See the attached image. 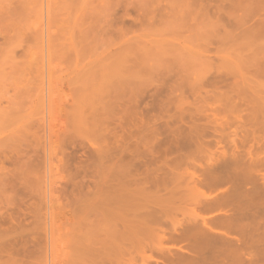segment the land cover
I'll return each instance as SVG.
<instances>
[{"label": "bare ground", "instance_id": "6f19581e", "mask_svg": "<svg viewBox=\"0 0 264 264\" xmlns=\"http://www.w3.org/2000/svg\"><path fill=\"white\" fill-rule=\"evenodd\" d=\"M164 1L160 0V3L161 2L164 3ZM215 1L216 2H213L211 0L210 1L209 0H166L165 1L166 6L164 5L166 8H164V6H162L163 8L161 6L160 7L158 6V8L156 9L158 10V12H159V9L160 10L161 8L163 9L162 12H159V17L162 18V19L160 18L159 19L162 23L164 22L165 17L168 16V14L166 13L169 12V10L172 8L176 7L180 10V13H183L178 16V19L176 18V21L174 22L176 25L173 23V20L170 21L169 17L165 19V21L169 20V22L166 21L168 24L164 22L165 24L163 23V25L164 26L169 25V27L172 28L170 29L173 31V33L175 32V30L177 33H179L181 30L182 31L186 30L187 31L186 34L188 33V35L186 37H183V39L186 40L187 46H183V43L181 41H178L177 39L169 38L168 33H164L165 31L161 32L163 30L160 31L158 29H155V31L157 32V34H159V37H160L158 41H153L152 43H149L150 41L149 42L147 41V44H141L140 46H137L136 49L131 48L130 50L125 51L122 54L119 61L114 62L112 64H101L97 66L96 73L94 74L98 75V78L91 81V85H93L92 87L93 92L87 96H84V98L81 99L80 103H83L85 105L82 108L80 107L79 110L76 111L77 113L75 114L76 123L74 125L77 124L76 125L77 127L75 128L76 130H78L77 131L79 135L78 138L80 137L81 142L78 146L74 147L73 145L72 149L74 151H77L78 149L81 153L80 157H83V160H84V161L82 160L83 162H81L83 163V165L79 167L80 168L79 171L81 173L78 172L79 175L81 174V177L78 182H74V179L68 181V183L71 186L70 189H72V191H74L75 189L77 191H80L79 194H81L83 189L88 190L89 189L88 184L92 183V191H91L90 197H92V200H95V203L93 204L89 213L86 212L85 215L83 216V219H86L87 221V223L85 224V228H89L88 230L90 231V235H89V240H86L88 241L87 243L89 244L88 250L81 251L83 248L78 250L79 252L78 256L80 258H81V253H82V258L85 257L87 253H89L86 256L87 259L85 258V260L87 261L92 259L94 256L97 258H100L101 256L104 258H109L108 256L110 255V252L112 251L113 256L115 254V256H118L120 259V256L122 257L124 253L128 254L131 251V248H133L135 243L138 244L139 242H141L143 245L141 243L139 244L144 247L145 244L143 243V241L141 240L139 241L140 237L143 236L142 235L143 233H141L143 231L144 232L148 231L146 232V234L148 233L146 238L150 236L152 232L155 233L151 235V238L153 236H156V238L153 237L152 240H154L153 241L154 243L157 241L155 243L157 245L156 248L158 250L155 248L157 251H160L158 247L159 243L167 239L170 241L180 240L181 242H186L185 246L187 249L191 251L193 250L194 252L199 254V257H196V260L183 261L178 264H208L209 261L210 263L211 261L215 262V259L219 260L221 257L229 256V255L232 256L233 261L237 262L243 255V251L245 249L253 253L251 246L255 244H257L254 247L256 253L264 255V92H263L264 85L259 84L258 82L255 81V79L258 77H264V0H215ZM209 2H213V3H209ZM211 4H213V9H215V13L213 9L211 10L212 8ZM193 6L194 7L196 6V9ZM208 10L211 11V13L213 11L212 17H211V13H209L210 16L208 15V12H209ZM124 11H126V8L123 10V12ZM153 13L151 12L149 13L150 17H152L151 14L153 15ZM123 14H126V13H123ZM154 14H155L154 17L157 18L156 17L157 14L156 13ZM126 16L128 15H125V16L123 15V17H126ZM145 18L148 21V18L147 17ZM146 19L144 23H146ZM150 19H153V18H149V20ZM159 19H157L156 21L157 24L159 22ZM198 19L203 20V21H206L205 19L209 20L208 22L206 21L209 25L208 26L209 28L206 30H203V29L200 30V28L197 27V24H199V21H200ZM140 21L137 20V22H140ZM142 22L140 24H142ZM171 22L173 23V26ZM133 23H136V20H133ZM156 23L154 21L153 26L156 27L155 25ZM148 25H150V23ZM169 27L166 26V30ZM159 28L161 29V27ZM171 30L169 33L172 32ZM189 41L192 43L191 45L189 44ZM213 45H214L213 49L218 50V52L223 49L225 51L230 52L232 54L230 61H233V65H230L228 67L225 66L224 68L219 67L216 69L209 67L204 72H202L200 77L198 76V79H201V81L199 80V82L204 83L203 85L201 84L202 85L200 87L201 89H203V87H206V86L211 88V90L204 89L203 91L204 96H202V98H204L207 95H210V99L212 102L211 103L207 102V108L206 106H202V107L203 109H206L208 112L210 111V113H211V110L213 111L212 112L213 114L211 113V118H209L210 116L207 117L209 113L206 110L205 111L201 110L200 107L198 106L199 109L201 110L200 114L198 112L199 114L198 116L199 118L201 117L206 118L208 120L206 124H214V125H211V127L213 128L217 127V129L222 128V130H224L222 131L220 129L222 133H227V132L229 133L231 130H233V129H226L228 127V124L230 123L229 121L233 122L232 124L233 127L232 126L231 127L236 128L235 130L237 131L235 130L234 132L231 131V135L230 134L228 135V137L230 136V138L226 136L228 133L224 134L225 138H228L227 143L231 139V141L228 144H226L228 145L227 146L228 149L226 146L221 144L222 143L221 142L222 133L220 132V130H217L216 128L214 129L209 128L210 125H208L209 127H206L210 131L212 130L210 133L211 135L214 134L213 136H211L210 134L207 133L208 134L207 137H209V135H210L209 137L210 139L211 137H213L212 138L213 142H212V139L210 140L209 138L206 137L207 134H205V132H207L208 130L204 128V132H203L202 129L195 128L196 123L194 122L196 121V118H194V115L192 114L189 115L188 113H186V117L188 116L187 118H189L186 122L188 121H191V122H189L188 126L184 127L185 129H183V127L181 129L180 128L181 126L186 125V122H184L183 119L185 117V112H188V111H183V112L179 111L175 113L176 115L175 114L172 115V117L175 116L176 118L169 117L168 121L171 120L173 123L174 121L176 122L175 124H173V127L174 125L177 124L178 121L181 124L182 122H184L185 124L184 123H183L184 125L180 124L179 127L175 126L173 130H169L170 135L167 134L169 136H166L167 139L170 137L166 143V145L168 146L167 150L174 151V150H179L182 148L185 149L187 146L189 147L191 145H195L198 147L204 146L205 148H207L206 150L210 152L208 161H213L212 163L215 166L211 164V162H209L210 164L207 163L209 167L206 165L205 167L207 168H203V167L193 164L190 161V159L187 158L189 156L185 157V155L182 156L181 154H179L178 156L174 157L172 161L170 160L169 162V160H167V165H165L166 160L163 161L165 162L164 165L167 166V169H166L167 173L163 172L164 167L163 168L157 167L154 170H152L153 174L148 173L147 170L143 171L144 175L141 177V173H142L140 172L141 168L142 167L145 168L146 165L153 163L155 158L157 157L156 154L160 147L157 144H159L160 137L158 138L157 128L152 129V130H145L147 128L146 127L147 125L144 127V129L142 128L143 123H141L142 122L141 117L143 115L142 114L143 112H140L138 110L142 109V108H139L140 106L139 101H141L144 97L142 96L143 94H141L142 92H140L139 89L142 88L144 90L145 85H149V88H151L153 85L150 86V84H154L156 86L157 84H155L154 83L155 81H153L154 76L158 78L159 80L161 79L163 80L162 77L164 76L163 75L164 71L160 73L161 72L160 69L163 70L164 67L162 68L160 66L165 64L164 66L168 65V67H170L173 63L177 61H180V65L182 66L181 62L185 59V55L188 56L189 54H195L197 57H199L200 55H204L205 58H208L209 50H210L209 48H212ZM216 45L218 46V48H216ZM164 46H168V48L163 49ZM4 51H6V49ZM7 51L4 52V53H7L5 54V57L2 56L5 58V60L3 59L5 63H6V60H8L6 59V57L8 58L10 57V55L14 54L10 52L11 50H9L10 53ZM12 57H14L13 60L16 59L15 55ZM0 59H1V56H0ZM3 60H1L2 64H4V62H2ZM8 62H11V59L10 61L8 60L7 63ZM15 63L16 61L14 62V64ZM8 65L10 66V64ZM184 65L185 64L183 63V66ZM176 66L178 68V73H179V70L181 69L180 70L181 72L179 73V75L186 73L182 69V67H179V65H175V67ZM172 71H174L173 65L172 67H170V69H168L169 75L171 73V75L177 76L176 74L178 73L174 71L176 73L175 74L174 72L172 73ZM182 71L184 72L182 73ZM233 72L238 73L239 74L238 77H235V75H232L231 73ZM0 74H2L1 71H0ZM173 76H170V77H173ZM165 81H168V79ZM149 82L151 83L149 84ZM162 82L164 83V81ZM135 83H138L139 85L136 84V86L134 87L132 84H135ZM167 84L164 86H167ZM41 85H39L40 88H41ZM137 85L139 86V88H137L138 87ZM219 85L226 86V89L224 90V92H221L222 94L220 95H219L220 93ZM133 88H137L135 89V91L139 90L138 93L141 94L139 95L143 97L139 101L135 100L136 97L135 99H132L134 97L132 96ZM161 88H158V90ZM190 89L192 90L191 87ZM158 90L156 89L157 92ZM41 91L42 90H40V92ZM135 91L133 90V92ZM156 91L155 93L157 94ZM200 91L195 90L194 94L196 95ZM148 93H150V91ZM161 94L162 93L160 92L159 95ZM199 95H201V92L199 93ZM1 96L2 98H5L3 97V95ZM2 98H0L1 99L0 103H2L0 104L1 105L0 107H6L3 104L5 103V100ZM31 99H32V96L31 98H29L30 103L32 102ZM221 99L224 100L223 105L225 102L229 105V109L225 107V105L224 107L223 105H221L222 104ZM15 100H17V98ZM17 102L20 103L17 100L16 104L14 102L13 107L11 106V104L7 103L9 107L7 106L6 109H4V111L3 110H1L2 112L0 111V127L4 126L3 128H5L6 124L7 126L11 125V127L6 126V128L2 130L3 134L4 132L7 133L5 130H7L8 128L14 131L17 125L23 124L21 122L24 119H22L20 115L22 114L23 116V112H20V109L18 108L19 104H17ZM158 102H156L157 104L154 102L155 103L154 104L152 101L151 106L154 108L155 105H158L157 108H159L160 103ZM165 102L166 100L162 103H165ZM203 103L204 105L206 104L205 101ZM14 105L15 106L17 105L16 107L17 109H19V112H20L19 115H17L18 111L16 113L17 109ZM222 107L223 109L225 108L224 112L228 111L227 113H230L233 115L232 117L230 115L229 118L227 117L228 118L227 119L226 116L224 114L222 115L221 113L222 117H220V119L222 121L220 123V121H218L220 115L219 116L217 115L219 114L218 112L220 111L217 110L218 111L217 112L216 109L219 108L220 110V108ZM162 109L164 108L162 107ZM6 110L11 111V113L9 112L10 115L8 111L6 112ZM41 111H43V109ZM202 111L206 112V114H204V112ZM13 112L16 113L17 116H19L18 119H16L17 116H15L16 117L15 119L17 121L19 120L20 122H16L15 119L13 118L14 119L13 123L12 124L9 123L8 125V122H10ZM177 113L179 114L177 115ZM168 116H171V115H168ZM216 116L218 117V119ZM222 118H225L226 120ZM232 118H233V121H232ZM202 119L200 121L204 123L203 120L205 119L203 120ZM138 121L140 122V124L137 125L135 122L139 123ZM14 124H15V127L13 126ZM206 124L204 123L203 125H206ZM219 124L221 125L223 124V125L221 126ZM235 124L237 126L234 127ZM229 125H231V123ZM25 126L26 125L24 126L22 125L21 126L22 129L20 127H17V129L19 128V130L20 129L21 130L18 131L16 129L15 130L16 132L14 131L13 134L15 133L17 135V132L22 133L23 127ZM218 126L220 128H218ZM246 126L248 128L250 127L251 129L250 128L249 129L251 131L248 130ZM244 127L246 130L242 129ZM118 130L119 132H122L123 134L121 135L117 134ZM126 131L127 133H125ZM148 131L151 132V136H149L151 140L149 139L148 136L147 137L149 140L145 139V137L143 136V133H147ZM158 131L161 132V129ZM246 131L248 133V136H246L243 141V139L241 138L245 134L247 135ZM29 132L30 131H28V133ZM77 132L75 133L77 134ZM240 132L243 133L241 135L242 137L238 135ZM21 133L20 135L18 133V135H19V138L22 139V137H20L22 136ZM249 133H250V136H249ZM15 134L12 137H14L17 141V139L19 138H16L18 135L15 137ZM6 136L7 134L4 137ZM4 137H2L0 140V151L2 150L5 151L7 147L9 146L7 144L11 143V140L9 143L8 142L9 140L6 141L7 139H5ZM203 137H204V141L202 139ZM206 138L209 140V142L205 141L207 140ZM132 140L134 142V145H131ZM161 141L162 140L160 138V142ZM13 142L15 141L13 140ZM13 142L12 144H10V146L14 145ZM207 143L210 146L214 147L212 148L213 150L211 148L208 149L209 146ZM22 144L23 143H21V145ZM129 146H133V149L130 150ZM28 147L30 146L28 145ZM13 150L14 149L12 148V151ZM192 150L194 151V149ZM210 150H212L213 153ZM74 151H72L73 152L72 153L70 150L71 154H75ZM188 151L186 150V152ZM144 152L146 153V155ZM3 153L4 152L2 151L1 154ZM7 156H8L7 158L8 159L10 158L11 160V155L10 156L7 155ZM148 156H151V159H149L150 157ZM212 156H216L218 158L217 161L220 160V163H218L219 161L218 162L216 161L215 157H214L215 160H212L213 159ZM226 156L229 158H227ZM16 157L14 155L13 158L15 159L11 160L14 163H16V165L13 164L14 166H17L16 161L20 160V159L16 160ZM145 157L148 158L149 161H147ZM3 160H0L1 164H3L1 162ZM187 162H191L192 164V168H191L192 170L189 169V171H192L190 181L192 180L191 182H193V184H195L194 182H197L198 184L197 185L195 184L196 186L195 185L191 186L190 184L191 182L188 184V181H186L189 179L188 175H184L188 179H186L185 177H183L182 179L184 178L186 179L184 180L188 185L187 190L190 193L187 192L186 190L185 191L189 193L188 195L190 197H194L193 193H196V191L198 192L196 194L198 195L201 194L202 196L201 195L199 196L201 197V199L199 200L197 199L198 201H196V197H194L195 201H193V198H191L192 200H187L184 198L187 195L185 194L186 192L184 190H182L184 192L180 191V193L181 192L184 193V195H182L183 196L182 198L184 199L181 198V201L178 202L179 199L176 200L177 199L176 198L172 201H176L174 202L176 204L182 201H184L182 203L189 201L188 204H191L190 207L187 205V202L185 203L187 209L188 208L191 209L192 207L194 209H191L192 211L190 212H193V213L190 214L191 217L188 218V214L186 213L187 209L184 210L185 207L184 206H183L184 208L181 207L183 204L180 203L182 204L180 207L182 208V211H184L183 217L185 215L187 218L181 217L182 214H180L181 216L179 215V217H181L182 219L180 220L178 219L179 221L176 220L177 213H176V216H175V213H172L174 212L173 208L174 207L177 208V205L170 201L171 203H173L171 204L173 205L171 209L172 212H171V210L169 209L171 207L170 206L167 207L168 203L166 205L164 203L162 204L163 206L162 209L164 208H166L167 210L169 209V211L172 214H174V217L173 218L171 217L172 219L170 220L172 222L171 233L168 232L170 235H168L169 237L166 238L167 236V235L165 236L166 231L164 232L160 226L161 218H159V215L161 214L162 210L152 208L153 204H151V202H153L154 200L152 198L151 199L148 198V197L157 196L156 194L157 192L156 193L154 192V195L152 192V196H151L149 195L148 191L151 189L150 190V194H151L152 188H154L155 186L156 187L159 186L157 189L161 188L158 191L160 194L163 193L161 192L162 189L163 191L167 190L166 192H164V193H167L165 194L166 197H164L163 195L164 193L162 194L163 196L161 195L162 197H164L162 201L169 200V199L171 200L172 197L175 198L177 196H180L181 195L180 193L178 195V190L180 189L176 190L178 186L177 187L175 186V189L173 190L177 192L176 196L174 195L175 196L174 197L173 194L175 193H173L172 195L170 194L171 196H169L170 198L168 197L169 199H166L169 193L172 192V188H174V185H175V184L173 185L174 180L176 176H178V175L173 176L174 173H176V171L174 172L175 170L174 168H178L179 169L178 171H181L179 168L180 166L179 164H183V163L186 164ZM18 163L21 164V161ZM216 163H218L219 165H217ZM210 165H212V167H210ZM61 166H62V163H61ZM63 167L64 169H66L65 167H68V164L65 163ZM182 170L184 171V168ZM186 170L187 172H189L188 169ZM194 170H195V173H194ZM196 170L197 171L199 170L198 174H196ZM18 171H19V168H18ZM159 173L161 175H159ZM168 174L170 177L166 176ZM195 174L197 176H195ZM0 176L4 180H6V181L2 180L0 182L1 183L0 188L4 186L5 182L11 184L10 182L7 181L6 175L0 174ZM182 176H183V173H182ZM166 177H169V178L172 177L170 180H172L173 182L167 181L169 178H166ZM19 178L20 177L17 178V182L18 180L19 181L21 180V178L20 179ZM161 178H165L166 180H163V179L161 180ZM179 179H181V177L176 178L177 181H179ZM182 179L180 180V182L184 181ZM258 180H260L261 182L258 183ZM22 181H23V178H22ZM161 181L164 182L165 184L164 185L161 184ZM6 183L5 185H8ZM19 184L22 185L21 183ZM151 184L154 185V186H151L152 188H150L149 186ZM166 184L173 185V187L170 188L171 190ZM160 185H163L164 187L163 186L160 187ZM35 187L38 188L39 185L38 186L35 185ZM156 187L154 189H156ZM199 187L205 188L204 190H206V192H209V193L207 194L204 193L201 190L202 188L200 189ZM221 187H223L224 189L221 190L219 194H214V195L211 194L212 193L211 190H213V188H221ZM191 188L192 189L199 188V191L198 190L195 191V189L192 190ZM154 189L153 191H155ZM168 190H170L171 192ZM200 190L201 192H203V194L200 192ZM42 191L45 192V189L43 188ZM192 191L193 193H191ZM87 192H89V190ZM159 193H158V196L160 195ZM146 194H148L149 196H146L148 201L147 199L144 200L146 202L145 203L143 199H140V198H144ZM88 196L89 195H87L86 197ZM137 196L138 197L140 196V198L138 199ZM162 197L160 196L155 197V199L159 198L160 200V198ZM186 198L190 199L189 197H186ZM42 199L45 200L44 197ZM134 200H135V203L133 204ZM136 200L137 201L140 200L139 203L141 204L144 203L142 204L144 206L138 207L137 206L138 203L136 204ZM159 200L157 201L160 202ZM1 202L4 203V201H1ZM5 202L7 203V201ZM147 202H150V203L148 204ZM145 204L148 206L150 204L151 205L150 207H147ZM192 204H194V206ZM8 205L12 206L11 204H8ZM178 209H179V206H178ZM190 209L187 210L188 213H190L189 212ZM194 211H197V212H194ZM36 212L32 211V213H35V214ZM198 212L200 213V215H203V216H200ZM35 214H33V216ZM89 214H92L94 221H88ZM165 214L162 213L160 217H162V215L165 216ZM34 221H38L39 223V219L37 220L34 219ZM5 223H7V220L4 219V217H2L1 223H0V264H22V262L26 259V257L29 254L27 253V251L24 250L25 247H27L26 246L27 243L23 241V246L19 247L20 250L22 249L21 259L17 257L19 253H18V250L15 249V246L17 244V241L19 243L20 238L22 240L24 231L18 232L19 223L10 224V225H7L6 227L4 226ZM149 232H151L150 235H149ZM143 238H145V236H143L141 239ZM21 243L22 242H20V244ZM18 245L19 244H17V248H18ZM76 246H78L76 247V249L79 248V245H76ZM142 246L140 247L142 248ZM140 247L138 246L139 250H140ZM171 249H174V248H171ZM171 249L165 248L167 252H170ZM176 250L180 252H184L181 248H177ZM28 251H29V247H28ZM134 251L136 250L134 249ZM129 254L131 255V252ZM252 257H254V255H251V257L247 259L248 262L252 260L251 259ZM76 262H79V261H76ZM216 264H222V263L220 262Z\"/></svg>", "mask_w": 264, "mask_h": 264}, {"label": "rangeland", "instance_id": "374dc122", "mask_svg": "<svg viewBox=\"0 0 264 264\" xmlns=\"http://www.w3.org/2000/svg\"><path fill=\"white\" fill-rule=\"evenodd\" d=\"M165 1L164 3L163 2L160 3V0H0V56H1L0 71L2 73L0 74V98H2L1 95L5 97L2 99L5 100V103L3 104L6 107L7 106L9 107L7 103L11 104V106L13 107L14 102L15 104L17 100L20 102V103L17 102V104H19L18 108L20 109V112H23V116L22 114L20 115L22 119H24L21 122L23 124H20V125L21 126L26 125L25 127H23L22 133L17 132V135L18 133L19 135L20 133L22 134V136H20L22 137V139L19 138V135L17 136L14 133L15 137L17 136L16 138H19L21 140L20 141L19 139H17L18 142L12 136H14L13 132L17 129V127H20L22 129L20 125H17L14 131L8 128L7 130L9 131L5 130L7 133L4 132V134L2 130L6 128L7 124L4 123L6 124L5 128H3L4 126L0 127V135L4 137L7 134V136L4 137L5 139H7L6 141L9 140L8 142L10 143V140H11L10 144H12L13 140L15 141L13 142L14 145L10 146V144H7L9 146L7 147L5 151L2 150L4 152L3 154H1L2 151H0V160H3V159L6 160V158L8 157L7 155L9 156L11 155V160L15 159L13 158L14 155L15 157L17 156L16 160L20 159L19 161H16L17 166L13 165V164L16 165V163L11 161L10 158L9 159L7 158L6 161L4 160L1 161L3 164L0 163V174L6 175L7 181L11 183L9 184L5 182L8 185H5L4 183V186L0 188V223H1V218L4 217V219L7 220V223L4 224L5 227L10 224L19 223L18 232L24 231L22 240L20 238L19 243L17 241V244H19L18 248L23 246V241L27 243V245L25 244L27 247H25L24 250L27 251V253L29 254L26 257V259L22 262V264H78V263L83 264L84 262H85L84 264H178L183 261L196 260V257H199L198 253L186 248L185 246L186 242H181L180 240H177V241H170L167 239L163 240L161 243H159V246H158L160 251H157L158 250L156 248L157 245L155 244L157 241L154 243L153 242L154 240H152L153 237L156 238V236H153L151 238V235L155 233L149 232V235L150 233L151 235L148 236L149 238L148 237L146 238V236L148 235V233L146 234V232L148 231L146 232L143 231L141 233H143L142 235L145 236L146 239L145 238L141 239L143 237L142 236L140 237L139 241L140 240L143 241L145 245L143 247L142 246L143 244L141 242L139 243H141L142 245H140L139 243H138L139 245L135 243L133 248H131V251H130L131 255L129 254L130 252L128 254L124 253V255L122 256L123 258L120 256V259H119L118 256H115V254L113 256V252L111 251L110 252L111 256L108 253L109 258H104L102 256L100 258H97L94 256L92 259L87 261L85 260V258L89 253H87L86 256L83 258H82V253H81V258H80L78 256L79 255L78 250L82 248L83 249L81 251L88 250L89 244L87 243L88 241L86 240H89V235H90V231L88 230L89 228H85V224L87 223V221L86 219H83V216L85 215L86 212L89 213L93 204L95 203V200H92V197H90V194L92 191V183L88 184L89 192H87L88 190L81 189L82 190L81 194H79L80 191H77L76 189L72 191V189H70L71 186L68 183L69 180H73V179H74V182H78L81 177V174L79 175L78 172H80L79 167L83 165V163L81 162H83L84 160H83V157H80L81 153L78 149L77 151H74L72 149L73 145L74 147L78 146L81 142L80 137L78 138L79 136L77 132L78 130H76L75 128L77 127L76 126L77 124L74 125L76 123L75 114L77 113L76 111H78L80 107L82 108L85 105L83 103H80L81 99L84 98V96H87L93 92V89H92L93 85H91V81L98 78V75L94 74L96 73L97 66L101 64H112L114 62H117L119 61V59L121 58L122 54L125 51L130 50L131 48L136 49L137 46H140L141 44H147V41L148 42L150 41L149 43H152L153 41H158L160 37H159V34H157V32L155 31V29H158L160 31L163 30L161 32L165 31L164 33H168L169 38L177 39L178 41H181L183 43V46H187L186 40L183 39V37H186L188 35V33L186 34L187 32L186 30L185 31L181 30L180 32L177 30L179 33H177L175 30V32L173 33V31L171 30L172 28L169 27V25H166L169 27L167 28V30H166V26L163 25L164 22L168 24L166 21L169 22V20L165 21V19H167L168 17L170 18V21L173 20V23H174L176 21V18L178 19V16L180 14H183V13H180V10L178 8L175 7V8L170 9L169 12L167 13L165 12L166 14H168V16L165 17L163 23L160 21V19L162 18L159 17V12H162L163 10L162 6L166 4ZM211 1L216 2L215 0H211ZM213 2H209V3H213ZM158 6L162 7L161 10L159 9V12L158 10H156ZM165 6L164 8H166ZM211 6H212L211 8L212 10L213 4H211ZM125 8H126V11L123 12ZM194 8L196 9V6ZM213 11L215 13V9H213ZM150 12L151 13L154 12L156 14L158 12L156 16L157 18L154 17L155 16L154 13L153 15L151 14L152 17H150V14H149ZM123 13H126V14H123ZM209 13H211V11L208 12V15ZM212 13H211V17L213 15ZM123 15L124 16L128 15V16L123 17ZM144 15L145 17L148 18V21L144 17ZM144 18L146 19V23H144L145 22ZM149 18H153V19H150L151 21L153 20L152 21L153 23L154 21L156 23L157 19L160 18L158 24L157 23L155 24L157 28L153 26L154 24L149 20ZM133 20H136V23H133ZM137 20L139 21L141 20V21L137 22ZM205 20L207 22L209 21L207 19ZM206 21L200 20L199 24H197V27L200 28V30L208 29L209 25ZM141 22L142 24H140ZM148 22L150 23V25H148L149 24ZM173 23L171 22L172 26H173ZM159 27H161V29ZM169 29L172 31L171 33H169L170 32ZM189 44L191 45L192 43L189 41ZM166 48H168V46L163 47V49H166ZM213 48H214V45L212 48H209L210 50H209L208 58H205L204 55H200L199 57H197L195 54H189L188 56L185 55V59L181 62L182 66L180 65V61L173 63L172 64L173 70L175 72L178 73V68L177 66L175 67V65H179V67H182V69L186 72V73H183L184 71H182L183 74L181 75H179V73L181 72L180 71L181 69L179 70L178 74L172 71V73L174 72L177 76H173L171 75V73L169 75L168 69H170L172 65L170 67H168V65H166L167 67L164 66L165 64L160 66L162 68L164 67L163 70L158 68L161 71L160 73L164 71L163 72L164 76L162 77L163 80L161 78H160L161 80H159L158 78L154 76L153 81H155L154 83L157 84L158 87L157 85L155 86L154 84H150L151 82H149L150 86L153 85L151 88H149V85H145L144 90L140 87L141 89L139 90L140 92H142L141 94H143L142 96L144 98L140 96L141 95L140 93H138L139 90L135 91V89L139 88L138 86L139 84L138 83L132 84L134 87L136 86V84H138L137 88L132 89V93H133L132 96H134L132 99H135L136 97L135 100L139 101L140 99L143 98L141 101H139V105H140L139 108H142V109L138 110L140 112H143L142 113L143 115L141 114L142 117L140 116L142 118L141 123H143L142 128L144 129L146 125H147L146 126L147 128L145 130H152V129L157 128L158 138L160 137L162 140L161 141L162 143H161L160 138H159V144L157 145L160 147L156 154L157 157L155 158L154 162L146 165L145 168L144 167L141 168V171H140L142 172L141 177L144 175L143 171L147 170L148 173L153 174L152 170H154L157 167H162V168L164 167L163 172L167 173L166 172L167 166H165L167 165V160H169L170 162V160L172 161V159L178 156L179 154H181L182 156L185 155V157L189 156L187 158H189L193 164L198 165L203 168H207L205 166L206 165L208 166L207 163L209 162L213 164L212 163L213 161H208L210 152L207 151L206 150L207 148H205L204 146L198 147L195 145H191L189 147L187 146L185 149L182 148L179 150L172 151V150H167L168 146L166 145L167 140L170 138V137L168 139L166 138V136L170 135L169 130H173L175 126L179 127L181 124L178 121L177 124L174 125L173 127V124H175L176 122L174 121L173 123L171 120H169L170 123H172L170 124L168 119L169 117L176 118L175 116L172 117V115L179 111H182V112L188 111V112H185V117L183 119L184 122H186L189 119L187 118L188 116L186 117V113H188L189 115L192 114L194 115V118H196V121L195 122L193 121L194 123H196L195 128L202 129L203 132L205 128L206 130L209 131V132L208 131L205 132V134L207 133L210 134L212 131V130L210 131L206 127H209L208 125H210L209 128H213L211 127V125H214V124H206L208 120L203 117L199 118L198 116L201 113V110H204V111L206 110V109H203L202 106H206L207 108V102L209 103L212 102L210 99V95H207L204 98H202V96H204L203 94L204 89L211 90V88L206 86V87H203V89H201L200 87L204 83L199 82V80L201 81V79H198V76L200 77L202 72H204L209 67L216 69L219 67L224 68L225 66L228 67L230 65H233V61H230V58L232 57V54L230 52L225 51L224 49L218 52V50H215ZM216 48H218L217 45H216ZM5 49L6 51L8 50L7 52L11 50L10 52L14 54L10 55V57L15 55L16 59L13 60L14 57L12 58L6 57V59H8L9 61L11 59V62L7 63L8 60H6V63H5L4 57H5V54H7V53H4L6 52L4 51ZM1 60H3L2 62H4V64L1 63ZM15 61L18 64L16 63L14 64ZM11 63L14 65H12ZM183 63L185 64L184 66H183ZM8 64H10L11 67ZM231 74L235 75V77H238L239 75L238 73H234V72ZM165 75L168 77H166ZM170 76H173V77H170ZM167 79L168 81H165ZM162 81H164V83ZM255 81L258 82L259 84L264 85V77H258L255 79ZM166 84L168 88L167 86H164ZM39 85H41L42 89L40 88ZM153 87L156 88L157 90L158 88L162 87L163 90L161 88L157 92L156 89H154ZM190 87L192 88V90L190 89ZM219 87H220L219 88L220 93L219 92L218 93L220 95L222 94L221 92H224V90L226 89V86L219 85ZM146 88L147 89L149 88V89L147 90ZM40 90L42 91L40 92ZM133 90L135 92H133ZM195 90L197 91L201 90L200 91L201 95H199L200 92L197 93L199 96L197 94L195 95L194 94ZM149 91L151 94L148 93ZM155 91L157 92V94L155 93ZM160 92L162 93L161 95H159ZM152 95L155 98H153ZM31 96H32V99H31L32 104L29 101V98H31ZM138 96H140L141 98ZM15 97L17 98V100H15L16 99ZM40 97L43 101L40 99ZM33 100L36 102V104ZM165 100L168 103L166 102L162 103ZM152 101L153 103L160 101L158 102L160 103L159 108H157L158 105H155L153 108L151 106ZM204 101L206 102L205 105L203 103ZM223 101L224 100H222L221 105H223ZM224 105L225 107L229 109V105L226 102L224 103ZM198 106L200 107L201 110L199 109ZM6 107H0L1 108L0 111L1 110L4 111ZM162 107L164 109H162ZM223 107L220 108V110L219 108L216 109V111L217 110L220 111V112L217 111L219 113L217 115L218 116L220 115L219 120H218L220 121V123L222 121L220 119V117H222L221 113L222 115L224 114L226 118L227 117L229 118L230 115L232 117L233 115V114L227 113L228 112L227 110H226L227 112H224L225 108L223 109ZM21 108L23 111L21 110ZM19 109L16 110V113L18 111L17 115H19L20 113ZM42 109L43 111H41ZM7 111L8 110H6V112ZM9 112L11 113V111H8V113ZM212 112L213 111L211 110V113ZM13 113H12L10 122H8V125L9 123L12 124L13 120L16 118L15 116H17L16 113L14 114ZM208 113L209 115L207 117L210 116L209 118H211L210 111ZM178 114L179 113H177V115ZM204 114H206V112H204ZM168 115H171V116H168ZM18 117L19 116H17L16 119H18ZM202 118L205 120H203ZM16 119H15L16 122H20L19 120L17 121ZM201 119L204 121L206 125H203L204 123L200 121ZM222 119L226 120L225 118H222ZM232 121H233V118H232ZM184 122H182L181 125H184L185 124ZM189 122L191 121L186 122V125L181 126L180 128L182 129L183 127V129H185L184 127L188 126ZM229 122L231 123V125H229L230 123L228 124V127L230 128L228 127L227 128L225 127V128L233 129L231 131L234 132L236 128H232L233 122L231 121ZM135 123L137 125L140 124V122L139 123L135 122ZM15 124L13 125L14 127H15ZM235 126L237 125L235 124L234 127ZM7 127H11V125ZM214 128L217 129V127H214ZM218 128L220 127L218 126ZM246 128L248 130L251 129L250 127L249 129L247 126ZM160 129H161V132L158 131ZM220 129L222 130V128ZM220 129H217V130H220ZM242 129L246 130L245 127ZM17 130L20 131L19 128ZM28 131L30 132L28 133ZM231 131L229 133L227 132L228 134L221 132L222 133V136H221L222 143L221 144L226 147L228 146L226 144H228L231 141L230 139L227 143L228 138H230V136L228 137V135L229 134L231 135ZM75 132H77V134ZM149 132L150 131H148L147 133H143V136L147 140H149L150 139L149 136H151V132L150 134ZM125 133H127V131ZM240 133L238 135L242 137L241 135L243 133L241 134ZM117 134L121 135L123 133L119 132L118 130ZM208 134L206 135V137L208 136ZM224 134H227L226 136L228 138H225ZM1 136H0V140L2 138ZM147 136L149 137V139ZM246 136H248V133L247 135L245 134L241 139H243L244 141ZM249 136H250V133H249ZM212 138L213 137H211V139ZM202 139L204 141V137ZM205 141L209 142L208 139ZM212 142H213V139H212ZM21 143L23 144L21 145ZM28 145L30 147H28ZM131 145H134L133 140L131 141ZM208 146H209L208 149L214 148L213 146H210L209 144ZM12 148L14 149L13 151H12ZM129 149L132 150L133 146H129ZM192 149H194V151ZM70 150L71 152L74 151L75 154H71ZM186 150L187 151L189 150V151L186 152ZM212 150L210 151L213 153ZM24 153L27 154L28 156L25 155ZM148 157H150L149 159H151V156H148ZM212 157H213L212 160L216 159L217 161L218 158L216 156H212ZM146 159L147 161H149L148 158ZM165 160H166V164L164 165L165 162L163 161ZM20 161L22 165L18 163ZM218 161L217 162L220 163V160ZM191 162H187L186 164L184 163L179 164L180 165L179 168L181 171H178L179 170L178 168H174L175 169L174 172L176 171V173L172 171L174 173V175L173 174L172 175L179 176L181 174L179 177L176 176V178L181 177V179L185 177L184 175H188L189 179L187 177L185 178L188 180H186L185 178L184 179L188 181V184H189L192 181V180L190 181L192 171H189V169L192 170ZM61 163H62V166H61ZM65 163L68 164V167H65L66 169H64L63 167ZM218 163L216 164L219 165ZM210 167H212V165H210ZM18 168H19V171H18ZM183 168H184V171L182 170ZM185 168L188 169L190 173L187 172ZM198 171L196 170V174H198ZM182 173H183V176H182ZM194 173H195V170H194ZM196 174L195 176H197ZM159 175L161 174L159 173ZM166 176H169V174ZM16 177L21 178L20 180L21 182L19 180L18 182L21 183L22 185H20L17 182ZM169 177H166V178H169ZM22 178H23V181H22ZM171 178H169L167 181L173 182L172 180H170ZM176 178L173 183V185L175 184L174 188H172L173 187V185H171L172 183L166 184L168 185L169 189L172 188V192L170 191L171 189L168 190L171 193H169L166 199H169L170 198L169 196H171L173 193H175L173 194V196L174 195L176 196L177 192L173 190L175 189V186L176 187L178 186L176 190L180 189L178 190V195L180 191L182 190L184 191L186 190L187 192H189L187 190L188 185L185 182V180L182 179L184 181L180 182L181 179L177 181ZM162 179L166 180L165 178H161V180ZM2 180L6 181L0 176V182ZM260 182L261 181L258 180V183ZM36 183L39 185L38 188L40 189L35 187V185L38 186ZM194 183L196 185L198 184L197 182H194ZM13 184L16 186H14ZM161 184L164 185L165 183L161 181ZM190 184L191 186L195 185L193 184V182H191ZM163 185H160V187H162ZM149 186L150 188H152L151 186H154V185L151 184ZM158 187L159 186H157L156 189L152 188L151 194H150L151 189L149 190L148 188L149 195L152 196V192H153V195H154V192L155 193L157 192L156 193L157 196L155 197H159V196L162 197L163 195L164 197H166L165 194L167 193H164V192H166L167 190L163 191L162 189L161 192L164 193V194L162 193L163 194L162 195L158 192L161 189V188L157 189ZM43 188L45 189V192L42 191ZM199 188L198 189L194 188V189L195 191L196 190L199 191ZM153 189L155 191H153ZM204 189L205 188H202L201 190L206 194L209 193V192H206V190ZM223 189H224L223 187L213 188V190H211L212 193L211 192L210 193L213 195L219 194V192ZM182 192L180 193L181 194L180 196H177V197L174 196L175 198L172 197L171 200L169 199V200L162 201L164 197L160 198V200L159 198L155 199L154 196H153L154 198L148 197L154 200L153 202H151V204H153L152 208L162 210L161 214L166 213L165 216L162 215V217H160L161 214L159 215V218H161L160 226L164 232L166 231L165 232V236L167 235L166 238L169 237L168 235L170 234L168 232L171 233V229H172V226H171L172 222L170 221L174 217V214L172 213H175V216L177 213L178 217L180 214H182V216L181 215L180 216L183 217L184 211H182L181 207L184 206L185 208L184 207L183 208L184 210H186L187 207L185 203L187 202V205L189 207L191 205V204H188L189 201H186V200H185L186 201L185 203H182L184 201L180 202L183 205L178 203L179 201H181V198L183 197L182 195H184V193ZM187 192L185 194L188 195L190 192L189 193ZM203 192L201 193L203 194ZM158 193L160 194L159 196H158ZM191 193H193V191ZM196 193L198 192L196 191ZM196 193H193L194 194L193 196L196 197V201H198L199 199H201V197H199L201 194L198 195ZM87 195L89 196L86 197ZM149 195L146 194L145 197ZM187 195L184 197L185 199L192 200L191 198H193V201H195L194 197H190L189 195L188 196ZM43 197L45 200L42 199ZM186 197H189L190 199ZM139 198L140 196L138 197V199ZM144 198H140V199H143V201L147 199V197L145 199ZM174 199L176 200L179 199L177 203L180 205L174 203L176 202V201H172ZM137 200H136V204L138 203L137 206L143 207L144 205L142 204L144 203L141 204L139 203L140 200L139 201ZM155 200L156 201L159 200L160 202L158 201L156 202ZM1 201H4V203ZM5 201H7V203L11 204L12 206L8 205ZM170 201L177 205V208L175 207L173 208L174 212H172L171 210L173 206L171 204L173 203H171ZM134 203H135V200L133 204ZM147 203L149 204L150 202H147ZM163 203L165 205L168 203L167 207L169 206L171 207L169 209L171 210L172 213L169 211V209L168 210L166 208L162 209ZM150 205L149 206L146 205V206L150 207ZM192 205L194 206V204ZM178 206H179V209H178ZM191 209H194V208L192 207ZM191 209L189 210V212L192 211ZM187 210H186V213L188 214V218H190L191 217L190 214H192L193 212L188 213ZM32 211L34 212L37 211L38 213L36 212L35 214V213H32ZM194 212H197V211H194ZM33 214L37 215V216L35 215L34 216L37 219H39V223L38 221H34V219L35 220L37 219L33 216ZM198 214L200 215L199 212ZM177 216H176L177 221L182 219L181 217L178 218ZM200 216H203V215H200ZM185 217L186 216L184 215L183 218ZM88 221H94L92 214L88 215ZM20 242H22L21 243L22 245L20 244ZM17 244L15 246V249L18 250V253H19L17 257L21 259L22 249L21 250L20 248L18 249ZM76 245H79V248L76 249V247H78ZM137 245L139 247L142 246V248L140 247V250H139ZM256 245L257 244L251 246L250 244L251 249L253 250V253L245 249L243 251V255L237 262L233 261L232 256L229 255V256H223L219 260L215 259V262L211 261L210 263L209 261L208 264H216L220 262L222 264H264V255L256 253L254 249ZM28 247H29V251H28ZM165 248H170V249L174 248V249H171L170 252H167ZM177 248H181L184 252L177 251L176 250ZM134 249L136 251H134ZM251 255H254V257H252L251 258L252 260L248 262L247 259L251 257ZM82 260L83 261L85 260V261L83 262ZM76 261H79V262H76Z\"/></svg>", "mask_w": 264, "mask_h": 264}]
</instances>
